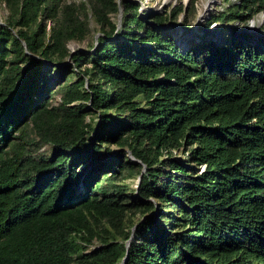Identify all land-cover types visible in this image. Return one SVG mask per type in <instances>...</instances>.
I'll return each mask as SVG.
<instances>
[{
    "label": "trees",
    "instance_id": "16d2710c",
    "mask_svg": "<svg viewBox=\"0 0 264 264\" xmlns=\"http://www.w3.org/2000/svg\"><path fill=\"white\" fill-rule=\"evenodd\" d=\"M224 1L206 24L264 11ZM0 3V264H264L263 35L179 44L180 4Z\"/></svg>",
    "mask_w": 264,
    "mask_h": 264
},
{
    "label": "rangeland",
    "instance_id": "374dc122",
    "mask_svg": "<svg viewBox=\"0 0 264 264\" xmlns=\"http://www.w3.org/2000/svg\"><path fill=\"white\" fill-rule=\"evenodd\" d=\"M69 1V0H68ZM78 2L80 0H71ZM120 2L121 0H117ZM130 2H136L139 4L138 11L139 14L146 16L147 14H151L153 12H162L163 10H169L170 7L173 5L180 4L183 8V11L179 12L175 20H169L165 22L166 26L170 27V32L174 35V38L177 39V42L183 43V45L187 42L188 37L191 34H199L201 32H205L206 35L215 33L217 36L218 33H220L221 28L224 26V30L226 32H229L230 35L238 36L240 32L247 31L254 34H260L263 35L262 39H264V11H258L251 15L246 22H237L236 20L225 22L224 25H221L217 22H211L206 24L209 16L212 13H215L219 11L222 6L225 5L224 0H127ZM192 1L193 4V11L192 14L188 12V9L190 8L189 2ZM121 9V8H120ZM5 14V8L2 3H0V23H2V18ZM187 16V22L190 24L189 28H185L182 25L183 20ZM115 20L117 18V13L112 16ZM120 24V21H119ZM88 27L90 29V33L88 36H86L81 42L76 41H69L67 43L68 48L71 50L75 49H83L86 47L87 42H93L95 41V37L99 33L96 31V25L94 22L90 19H88ZM63 63H68L69 59L66 57L63 61ZM62 62H57V64H61ZM57 95L54 94L51 98V102L54 103L57 100ZM87 119V116H85V120ZM96 119V118H95ZM111 147L116 150V147L114 145H111ZM49 151V146L45 143H41L40 145H36L32 149V153H47ZM127 155L131 159L132 155L127 151ZM131 155V156H130ZM133 162L138 161L131 159ZM143 169L139 172L141 175ZM138 174V175H139ZM136 176H130L128 178H125V183L127 184V191H131L132 194H136L138 183L140 180ZM126 217L130 218L133 222L136 220H140L142 218L141 214H139L138 211L131 212L130 210H127ZM166 225V224H165ZM133 229V226L131 227V230ZM132 238V235L130 233L129 237L124 240L126 244L129 243L130 239ZM120 239V237L118 238ZM97 242L92 240L90 243L85 245V250L91 249L94 244ZM74 264V263H71Z\"/></svg>",
    "mask_w": 264,
    "mask_h": 264
},
{
    "label": "water",
    "instance_id": "95a60500",
    "mask_svg": "<svg viewBox=\"0 0 264 264\" xmlns=\"http://www.w3.org/2000/svg\"><path fill=\"white\" fill-rule=\"evenodd\" d=\"M120 16H121V9L120 7H118V10H117V18H116V27H118L119 25V21H120ZM70 51H73V49H71ZM131 156V155H130ZM132 158L131 159H136L134 158L133 156H131ZM137 160V159H136ZM143 169V167L141 168V170ZM139 176L140 174L138 175V179H139ZM126 244V243H125ZM127 246V244H126ZM125 257H126V252L124 253V255L122 256V258L120 259L119 263L118 264H123L124 260H125Z\"/></svg>",
    "mask_w": 264,
    "mask_h": 264
}]
</instances>
